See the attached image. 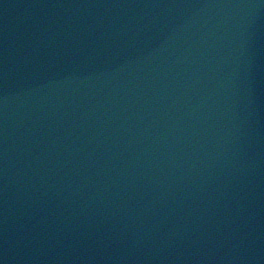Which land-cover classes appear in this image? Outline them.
<instances>
[{"label": "water", "instance_id": "1", "mask_svg": "<svg viewBox=\"0 0 264 264\" xmlns=\"http://www.w3.org/2000/svg\"><path fill=\"white\" fill-rule=\"evenodd\" d=\"M0 264H264V0H0Z\"/></svg>", "mask_w": 264, "mask_h": 264}]
</instances>
